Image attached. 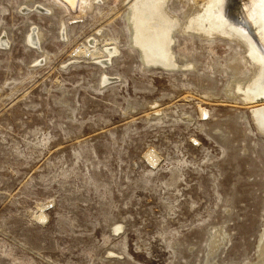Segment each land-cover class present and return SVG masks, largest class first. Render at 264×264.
Segmentation results:
<instances>
[{
    "label": "rangeland",
    "instance_id": "374dc122",
    "mask_svg": "<svg viewBox=\"0 0 264 264\" xmlns=\"http://www.w3.org/2000/svg\"><path fill=\"white\" fill-rule=\"evenodd\" d=\"M56 1L0 0V264H255L264 137L228 96L244 51L175 33L183 69L149 68L124 0ZM195 2L167 9L186 24Z\"/></svg>",
    "mask_w": 264,
    "mask_h": 264
},
{
    "label": "bare ground",
    "instance_id": "6f19581e",
    "mask_svg": "<svg viewBox=\"0 0 264 264\" xmlns=\"http://www.w3.org/2000/svg\"><path fill=\"white\" fill-rule=\"evenodd\" d=\"M77 1L56 2L70 12V9L75 10ZM202 1V15H194L186 24H182L168 12V0H124L130 13L132 47L137 50L145 66L175 71L183 69L175 60L172 49L175 33L184 37L226 39L237 44L244 51L248 65L254 69V75L248 81H238L234 76L230 83L234 91L231 90L228 96L235 97L251 110L252 121L264 137V7L257 0ZM88 3H80V11L83 7L88 8ZM38 35L32 38L34 47L37 45ZM106 40L109 42L111 39ZM108 42H105L106 45L110 44ZM104 51L107 57L117 52L114 43ZM99 53L102 57L103 52ZM199 116L206 118V113L201 108ZM255 262L264 264V247Z\"/></svg>",
    "mask_w": 264,
    "mask_h": 264
},
{
    "label": "snow or ice",
    "instance_id": "6c2138e0",
    "mask_svg": "<svg viewBox=\"0 0 264 264\" xmlns=\"http://www.w3.org/2000/svg\"><path fill=\"white\" fill-rule=\"evenodd\" d=\"M257 2H258L262 7H264V0H257Z\"/></svg>",
    "mask_w": 264,
    "mask_h": 264
},
{
    "label": "water",
    "instance_id": "95a60500",
    "mask_svg": "<svg viewBox=\"0 0 264 264\" xmlns=\"http://www.w3.org/2000/svg\"><path fill=\"white\" fill-rule=\"evenodd\" d=\"M261 100V99H260Z\"/></svg>",
    "mask_w": 264,
    "mask_h": 264
}]
</instances>
